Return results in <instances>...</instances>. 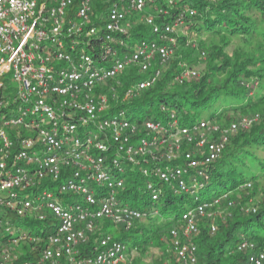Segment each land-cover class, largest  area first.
Returning <instances> with one entry per match:
<instances>
[{
    "label": "built area",
    "instance_id": "built-area-1",
    "mask_svg": "<svg viewBox=\"0 0 264 264\" xmlns=\"http://www.w3.org/2000/svg\"><path fill=\"white\" fill-rule=\"evenodd\" d=\"M156 1L0 0V264H125L137 251L127 255L107 226L129 231L157 217L166 187L195 200L169 232L176 264L196 263L200 221L216 232L209 211L222 199L197 200L209 180L200 167L258 116L227 127L128 116L123 108L158 80L185 16L196 14L186 8L156 24L153 14L167 15ZM138 24L153 38L127 43ZM182 69L178 83L199 76ZM132 72L145 77L120 97L119 77ZM237 250L246 252L241 264H264L253 241L242 238Z\"/></svg>",
    "mask_w": 264,
    "mask_h": 264
},
{
    "label": "trees",
    "instance_id": "trees-1",
    "mask_svg": "<svg viewBox=\"0 0 264 264\" xmlns=\"http://www.w3.org/2000/svg\"><path fill=\"white\" fill-rule=\"evenodd\" d=\"M154 7L167 10V15L153 14L156 24H172L186 8L193 9L196 14L185 16L182 33L176 35L177 48L172 60L162 68L151 88L127 103L131 110L138 109L146 118L161 120L173 114L187 126L204 120L218 126L230 125L244 117L258 116L247 130L239 129L229 138L218 160L200 167L209 180L197 200L213 202L218 197L222 199L220 206L226 208L230 216L225 215L222 220L216 218L215 233L210 232L208 219L199 222L195 264H241L246 252L238 251L237 245L242 238L253 241L256 249L264 250V113L258 109L264 102V0H172L171 3L157 0ZM133 30L134 39L153 38L146 24H138ZM188 33L196 40L189 42ZM259 36L262 45L258 56L254 59L247 56L242 61L222 56L224 46L210 43L217 39V42L230 45L232 38L249 42ZM207 49H211L210 52ZM202 51L204 58L212 61L210 67L197 78L176 82L175 77L183 71L182 66L194 69ZM219 57L222 59L213 64ZM144 77L133 72L119 77L121 86L115 87L119 96H122L123 88ZM197 113L202 114V118L186 122ZM230 113L235 114L233 120L225 121V116ZM246 183L251 184L249 189L245 187ZM213 185L217 187L212 188ZM125 191L132 194L133 190ZM135 196L138 195L133 193L132 198ZM194 201L186 195L175 196L166 187V200L158 207L157 215L163 219L152 225L137 223L128 231L137 234L135 240H131L132 235L117 238L125 245L130 244L137 255H149L144 257L149 262L140 263L142 260L137 256L125 264H163L165 261L176 264L169 252V232L178 226L181 213ZM229 201L233 202L231 208H227ZM170 211L175 213L169 215ZM124 232L121 230L119 234ZM148 245H151L149 252Z\"/></svg>",
    "mask_w": 264,
    "mask_h": 264
},
{
    "label": "rangeland",
    "instance_id": "rangeland-1",
    "mask_svg": "<svg viewBox=\"0 0 264 264\" xmlns=\"http://www.w3.org/2000/svg\"><path fill=\"white\" fill-rule=\"evenodd\" d=\"M145 11H147V10H145ZM188 35V37H189V42H193V41H195L196 40V37H194L192 34H190V33H188L187 34ZM136 41V39H134V38H130V40H127V43H131V42H135ZM210 43H215V44H212L213 46L214 45H223L224 46V48H223V52H222V56H225V55H227L228 57H229V59L231 60H236L237 58L240 60V61H242V60H244L245 59V57H251V58H256L258 55V52L260 51V48H261V45H262V40H261V38H260V36L259 37H253V38H251L250 39V41L249 42H243L242 40H240L239 38H232L231 39V44L230 45H226V44H224V43H221V42H217V39L216 40H214V41H212V42H210ZM212 49V48H211ZM210 49V50H211ZM209 52H210V50L209 49H207ZM205 51H206V49H205ZM207 52V51H206ZM222 59V57H219V58H217V60H214L213 62V64H216L217 62H219L220 60ZM211 62L212 61H210V59L209 58H200V60H199V63L194 67V69H195V71H198V73H203L208 67H210V64H211ZM250 69H253V68H250ZM256 70V69H255ZM220 79L222 78V77H219ZM263 104L261 105V107L260 108H258L259 110H260V112L261 113H264V102H262ZM123 110L124 111H129V114H128V116H130V117H132V116H134L135 118L136 117H138V118H145V116L144 115H142V114H140L139 113V110L138 109H132V110H129L128 108H126V107H124L123 108ZM112 114H114V113H112ZM201 115L202 114H200V113H197L196 115H194L193 117H191L188 121H186L187 123L188 122H190V120H197V119H199V118H202L201 117ZM235 114L233 113H230V114H227L226 116H225V121L227 120V121H230V120H233V116H234ZM206 116L204 115V117H203V119L205 118ZM224 120H223V122H224ZM220 126H222V127H227L228 126V124H220ZM217 171H220V168H217ZM212 188H215V187H217V186H211ZM216 196V194L215 195H212V196H210V198H213V197H215ZM126 202H128V203H130V204H132V205H139V206H142V205H144L143 203V200H140L139 198H135V200H132L131 198H130V196H128V197H126V200H125ZM145 202H148L149 203V201L148 200H145ZM157 207H160V204H157ZM146 210H148V209H146ZM177 211H178V209H177ZM224 211H225V208L221 205L220 207H217V208H214V209H212V210H210L209 212L211 213V214H213V215H215L216 217H218V216H221L223 213H224ZM175 213V211H170L169 212V215H172V214H174ZM165 216H168L167 215V213L165 214ZM163 219V217H161V216H157V217H154V218H152V219H150V221H146V222H144V223H148V225H152V224H154L157 220H159V221H161ZM105 232H109V233H111L112 235H114L116 238H120V237H122V236H129V235H132L133 236V238H131V240H135L136 239V237H137V234L135 235V234H132V233H130V232H128V231H126V232H124V233H122V235H120L119 234V231H117V229L115 228V226L114 225H109V226H107V228H106V230H105ZM151 249V245H148L147 246V251L149 252V250ZM131 250H132V248H131V246H130V244H128L127 246H126V251H125V253L127 254V255H129L130 254V252H131ZM157 252V251H156ZM138 254V252H136V254L133 252V255H134V257H137L138 256V258L139 259H141L142 260V262H140V263H148L149 262V260H147V259H145L144 257H146L147 256V258L149 257V255H147V254H145V255H137ZM143 259H144V261H143Z\"/></svg>",
    "mask_w": 264,
    "mask_h": 264
}]
</instances>
